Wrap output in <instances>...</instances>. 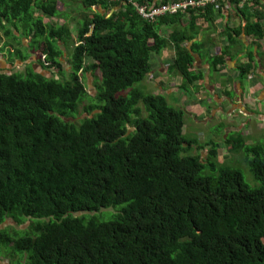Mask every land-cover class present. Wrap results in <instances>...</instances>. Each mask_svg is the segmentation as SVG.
Masks as SVG:
<instances>
[{
  "label": "trees",
  "instance_id": "16d2710c",
  "mask_svg": "<svg viewBox=\"0 0 264 264\" xmlns=\"http://www.w3.org/2000/svg\"><path fill=\"white\" fill-rule=\"evenodd\" d=\"M60 1L0 0V29L17 41L18 58L27 59L21 56V36L8 26L22 24L39 47L36 52L45 56L41 66L63 70L59 41L70 37L69 27L43 21L58 15ZM156 1L139 4L171 0ZM231 1L244 3L246 10L251 4L260 8L264 0ZM82 3L88 10L101 6L107 14L78 20L68 78L30 67L0 71V259L264 264V146L249 148L242 135L231 134L224 142L236 158L224 164L218 142L199 145L185 135L183 108L165 94L135 88L152 73L150 61L169 45L168 37L177 53L169 72L184 79L181 90L202 81L196 55L208 58L210 44L197 39V22H212L214 7L150 22L128 2ZM116 7L122 8L109 16ZM188 15V27L179 28ZM164 25L173 29L167 36L161 33ZM249 31L264 38V20L247 26ZM239 33L225 29L220 35L233 40ZM227 49L210 60L211 70L224 65ZM88 73L101 75L94 96L86 91ZM246 73L241 68L242 77ZM208 144L204 157L199 150ZM245 165L254 183L245 180Z\"/></svg>",
  "mask_w": 264,
  "mask_h": 264
},
{
  "label": "crops",
  "instance_id": "0c3cea01",
  "mask_svg": "<svg viewBox=\"0 0 264 264\" xmlns=\"http://www.w3.org/2000/svg\"><path fill=\"white\" fill-rule=\"evenodd\" d=\"M65 0H61L59 4L57 5V11L62 14H64V17L66 16L64 13V8L62 6L65 4ZM161 0H157L158 4H160ZM182 1L187 0H171L168 4L158 5V6H165L170 4H176ZM81 4V10L84 12L81 18H83L85 15H91L93 12H101L103 14H107V10L103 9L101 6H92L89 10L83 6V0H80ZM153 4V3H152ZM252 4L249 5L251 9H244V3H237V1H226V2H220L218 4L212 5L214 7V13L210 18H213V21H207L205 18H199L197 24L199 25L200 29V36H198L197 39H205L207 40L208 44L205 45V48L207 49V57L205 60H202L197 56L196 61V73L202 74V81H196L195 84L192 86V88L187 91L183 92L181 90L182 85H184V79L181 76L172 75L169 72V67L174 64V59L176 57V49L175 44L173 41L170 40L168 37V46L161 50L160 53L155 54L152 57V61H150V65H152V73H150L145 81L142 82L143 86H147V82L150 80H153L155 82H159L163 88H165V84H173L175 85L176 91L172 90L170 93H166L168 101L174 102V106L179 108H185V107H192L197 106L198 110L202 108L203 111H208V113L203 114L199 117L195 116L198 120V123L201 125L203 123H206L209 120H212L213 118H219L220 123H218L221 127L220 132L216 135H226L229 136L231 134L237 133L244 137V139H250L254 135H252L249 131V133L244 134L243 128L245 126H250L252 124V120H260L261 117H264V111H260V108L264 106V52H258V48L264 47V38H260L258 36L252 35L253 32L249 31V34L246 33V27L249 26L252 23H255L257 20H264V1L262 6L252 8ZM206 6L205 8H207ZM97 10H94V9ZM122 7H116L113 10L110 11L108 14L111 16L115 11L120 10ZM205 8H190L188 10H181L177 14H171L163 17L168 16H176L179 13H188L192 10H203ZM38 15L42 13H37ZM161 18V17H159ZM189 15L185 17L181 24H179V28H187L189 25ZM50 19H56V18H49L48 15H46L43 19V21H50ZM144 19V18H143ZM158 19V18H157ZM156 19V20H157ZM80 20V19H79ZM155 20V21H156ZM58 22L56 25H58ZM62 23V22H61ZM63 24V23H62ZM66 24V23H65ZM8 28L15 33L16 36H21L20 42L21 46L27 47L29 46L28 40L27 44H24V41H22L23 36L26 38L30 37V40L33 41V38L30 34H24V27L22 24L18 25V27L10 25ZM225 29H230V31H239L240 33L235 35L233 34V40H231L229 37L221 36L220 33L223 32ZM70 30V35L73 32L72 29ZM93 30V29H91ZM172 30V28L168 27L167 25L163 26L162 34L166 35L168 34L167 31ZM3 33L5 31L3 30ZM33 33V32H32ZM77 34L76 32H74ZM6 36V35H5ZM73 36V35H72ZM8 40H6L4 43H2L0 47V55L1 59L0 61L6 63L7 65L14 66L16 63H22L26 64L27 70L29 67L33 68L32 58H36V64L39 66V69H41L40 62L45 61V56L42 57H36L34 53H30L29 56L24 55L21 50V56L26 58V60H22L21 58H18L16 56V49L13 48L17 47V41H14L10 37L6 36ZM71 37V36H70ZM75 41L74 45L76 44L77 38L75 35ZM196 39V40H197ZM196 40L191 41L187 45L189 47H192L194 42ZM60 40L59 45L61 43ZM11 44H14L13 46ZM62 42V46H63ZM230 45V46H229ZM4 46V47H2ZM13 48H10V47ZM227 49V58H225V63L223 66L214 67V70H211V64L214 57L222 56L225 52V49ZM25 49V50H26ZM35 53L37 56L39 53ZM6 50V52H5ZM39 60V61H38ZM157 62V64L154 66V64ZM169 63L170 66H167L166 64ZM22 66V65H20ZM167 66V67H166ZM241 68L247 73L242 77L241 75ZM1 69V68H0ZM12 70V69H10ZM0 71H3L2 69ZM36 73H41L40 71L34 70ZM52 76L56 77L57 73L55 70H52ZM4 72V71H3ZM21 71L14 73H20ZM60 73H62L59 70ZM45 75V74H44ZM47 76V75H46ZM57 78V77H56ZM172 78H176L175 81H171ZM254 78H258V80H253ZM192 89H195L194 91L196 94V97H198V94H206V98L210 99V101L200 99L201 107L198 106V102L192 101L191 103H185V107L182 106L181 103V97L179 96V93H184L185 96L189 99L193 98V96H190V91ZM261 93L262 101L260 102L258 106V112L256 114V110L254 107L256 94ZM156 94H164L157 92ZM249 97L254 99L253 102L246 103L244 111L246 112V117L243 116V112L239 107L236 106L241 98ZM169 101V103H170ZM185 111V109H184ZM186 113V111H185ZM242 115L243 119L245 120L240 125L235 124H226L225 119L228 121H231L235 118H238L240 114ZM261 113V114H260ZM194 116V115H192ZM186 117V116H185ZM216 123V121L214 122ZM185 127V126H184ZM259 128V127H258ZM264 129H260V131H263ZM226 136V137H227ZM254 138V137H253ZM216 142V141H215Z\"/></svg>",
  "mask_w": 264,
  "mask_h": 264
},
{
  "label": "rangeland",
  "instance_id": "374dc122",
  "mask_svg": "<svg viewBox=\"0 0 264 264\" xmlns=\"http://www.w3.org/2000/svg\"><path fill=\"white\" fill-rule=\"evenodd\" d=\"M64 3L65 4L62 6V8H64V13L66 16L64 17V14L58 13V15L56 17H53L56 19H53V20L50 19V21L48 20V22L52 23V24H56L59 20V23H58L59 26L64 25L66 23V25H68L69 29L73 30V32L70 35L71 37L66 38L64 41H61V43L59 45L62 48L63 53H64L63 58L61 59V62L64 64V68L61 71L62 73L59 72L58 67L57 68H48L47 67V69H44L41 66L40 67L41 69H39V66L36 64L37 59L32 58V60H31L35 64V65H33L34 70H37V71L41 70V72L43 74H45L51 78H53L52 77V75H53L52 70H55V72L57 73V76H56L57 79H61V80L69 77L68 74H70V67L68 66V61L70 59V56H71V53H72V50L74 47V41H75L74 38L76 35L74 32H76V26H77L78 20L81 19L82 15L84 14V12L81 10V7H80V4H81L80 0H65ZM94 10H97V9L95 8ZM44 23H47V22L44 21ZM6 40H8V38L5 36V33H3V30L0 29V47H1L2 43H4ZM27 40L29 43L32 42V40H30V37L25 38L23 36L22 41H24V44H27ZM62 42L64 43L63 46H62ZM11 45L13 46L14 44H11ZM12 46L10 48H13ZM2 47H4V46H2ZM21 47H19V48H21ZM34 47H35V45H33L32 43L29 44L27 49L25 47L26 50L24 49V47H22L21 48L22 53L24 55L29 56L30 53L32 52L39 59L40 55L37 56V54L35 53ZM35 48L37 49L39 47H35ZM13 49L15 50L16 46ZM5 52H6V50H5ZM258 52H260V53L264 52V47L260 46L258 48ZM1 58L2 57L0 55V59ZM90 62L91 61H89V62L86 61V64H90ZM39 63L43 64L40 61H39ZM156 64H157V62L154 64V66ZM20 65H22V66H20ZM166 65L170 66L169 63H167ZM26 66H27L26 64H22L19 62L16 63V65H14V66H10V65H7L6 63L0 61V68L4 71V73H7V74H12V73H14V71L15 72H18V71L23 72V71H25ZM10 69H12V70H10ZM100 76H101L100 74H98V75H93L92 73L86 74V76H85L86 78L84 80V83H85L86 91L88 92L89 96H94V95H96V93H98V89H99L98 87H99V85L102 84V82L100 80ZM175 79L176 78H172L171 81L173 82V81H175ZM253 80L256 81V80H258V78H254V79H252V81ZM165 86L166 87L163 88V86L159 82H155L153 80H150L149 82H147L146 87H144L142 83H139V84L135 85V88H139L142 91H144L145 93H150V94H153V93L156 94L157 92L166 94V93H170L172 90L176 91L175 85H173V84H165ZM194 90L195 89H192L190 91V96H193V98H191V99L187 98L183 92L179 93V96L181 97L182 106L185 107L186 102L191 103L192 101H196L199 104L198 106L201 107V104L199 103L200 102L199 98L203 99V100L210 101V99L206 98V94L200 93V94H198V97H196V94H195L196 91H194ZM255 96H256L255 101H254V99L249 98V97L241 98L239 101H237L238 103L236 104V106L242 110L244 117H246V112L244 111L246 103H250L253 101L255 102L254 107L256 110V114H257V112H258L257 109H258L260 102L262 101V97H261L260 92L257 93ZM86 101H87V99H86ZM184 101H185V103H184ZM170 104H172L174 106V102L170 101ZM184 109L186 111L185 127H184L185 135L188 137H191V138H197V143H199V145H203V144L213 142V141L218 142L220 151L222 153L221 156H219L220 157L219 160L221 162H224V164H228L231 161H233L236 158V153H230L229 145H227L226 142H224V138H226L227 134L216 136L220 132L221 127H222L218 124V123H220L219 118H213L212 120H209L206 123H203L201 125L200 123H198V120L196 119L195 116L199 117L203 114L208 113V111H203L202 108H200V110H198L197 106H192L191 108L185 107ZM260 111H264V106L260 108ZM192 115H194V116H192ZM82 117H83V115L79 116L75 120H78ZM244 120H245V118L243 119L242 115L240 114V116L238 118H235L231 121H228L227 119H225L224 121H226V124L240 125ZM215 121H216V123H214ZM260 129H264V117H261L260 120L253 119L252 124L250 126H245L243 128L244 134L250 132L252 135H254L253 136L254 138L253 137H251L250 139L246 138V140H245L246 146H249V148H254V149L255 148H261V146H264V130L260 131ZM247 131H249V132H247ZM210 145L211 144L205 145L204 150H202V149L199 150V151H202V154L204 155V157H206V154L210 148ZM194 150H195V148H194ZM194 153L195 154L197 153V149L195 150ZM224 155H225V157H224ZM244 156H245V154H244ZM238 158L242 159V155L239 154ZM241 171L244 174L245 180L247 182L254 183V177H253L252 173L250 172L249 165H245V168H242ZM8 222L13 223V221H11V220H8ZM27 225H28V223H24L22 226L26 227ZM10 263H12V262L7 256H4L0 259V264H10Z\"/></svg>",
  "mask_w": 264,
  "mask_h": 264
},
{
  "label": "bare ground",
  "instance_id": "6f19581e",
  "mask_svg": "<svg viewBox=\"0 0 264 264\" xmlns=\"http://www.w3.org/2000/svg\"><path fill=\"white\" fill-rule=\"evenodd\" d=\"M111 1H114V2H128L129 4L133 5L136 13L138 14V8H142V7L146 8L148 10L149 9H154L155 10V9H160V8H163V7H169V6H175V5H186L187 7L183 8L181 10H188L190 8H205L208 5H214V4H218L220 2H226V1H230V0H187V1H182V2L176 3V4H170V5H165V6H157V5L149 3V2L146 3V4H142L141 5V4H139V0H111ZM191 3H194V5H191ZM181 10H179V11H181ZM160 17H163V16H160ZM157 18H159V17H156L153 20H147V19H145V20L153 22Z\"/></svg>",
  "mask_w": 264,
  "mask_h": 264
},
{
  "label": "built area",
  "instance_id": "2783aa9c",
  "mask_svg": "<svg viewBox=\"0 0 264 264\" xmlns=\"http://www.w3.org/2000/svg\"><path fill=\"white\" fill-rule=\"evenodd\" d=\"M191 5H194V3H191ZM186 5H175V6H169V7H163L160 9H146L144 7L138 8V14L142 16V18L147 20H153L156 17L160 16H167L171 14L178 13L179 10L186 8Z\"/></svg>",
  "mask_w": 264,
  "mask_h": 264
},
{
  "label": "clouds",
  "instance_id": "9594fccd",
  "mask_svg": "<svg viewBox=\"0 0 264 264\" xmlns=\"http://www.w3.org/2000/svg\"><path fill=\"white\" fill-rule=\"evenodd\" d=\"M13 263V262H12ZM12 263H10V264H12Z\"/></svg>",
  "mask_w": 264,
  "mask_h": 264
}]
</instances>
